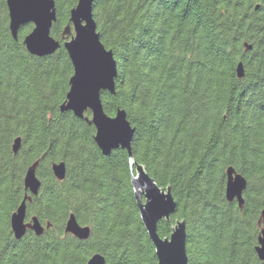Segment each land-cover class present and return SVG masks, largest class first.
Masks as SVG:
<instances>
[{"label": "trees", "instance_id": "1", "mask_svg": "<svg viewBox=\"0 0 264 264\" xmlns=\"http://www.w3.org/2000/svg\"><path fill=\"white\" fill-rule=\"evenodd\" d=\"M54 1L60 46L37 56L22 41L33 24L15 40L0 0V264H86L94 253L104 264H157L128 151L103 154L94 125L60 110L73 74L62 31L77 0ZM93 16L117 67L115 92L101 93L104 111H126L132 160L176 201L158 234L184 219L189 264H264L255 250L264 221V0H95ZM37 159L41 186L26 216L45 229L15 238L10 216L31 194L23 180ZM60 161L62 180L52 171ZM230 166L247 180L242 207L225 195ZM71 213L90 228L86 239L65 231Z\"/></svg>", "mask_w": 264, "mask_h": 264}, {"label": "water", "instance_id": "2", "mask_svg": "<svg viewBox=\"0 0 264 264\" xmlns=\"http://www.w3.org/2000/svg\"><path fill=\"white\" fill-rule=\"evenodd\" d=\"M94 1L77 0L75 6L70 9L69 22L62 31L63 46L72 62L73 74L69 79V90L60 105V110L72 111L75 116L94 125V140L103 154L107 155L118 147L128 151L130 163L135 165L131 184L142 223L155 247L157 264H189L185 220L176 219L168 236L161 237L157 232L158 222L161 219L169 220L170 215L176 210V201L170 185H158L144 165L132 160L131 140L135 128L128 120L126 111L117 108L114 115H108L104 111L101 93L115 92L117 67L112 50L106 48L100 39L93 16ZM6 4L9 12V28L15 40L22 26L33 24L32 29L22 40L31 54L48 55L60 46V41L51 35V27L56 20L54 0H6ZM247 47L250 48L249 45ZM236 71L239 77L243 76L241 62ZM86 111H90V117L84 114ZM19 146L20 138L17 137L12 145L13 151L16 152ZM39 160H35L27 168L23 180L25 191L28 190L31 194L25 193L10 216V226L15 238H21L28 229L38 235L45 229L36 216L30 219L26 216V201H30L31 195H36L41 186L36 174ZM52 171L57 179L62 180L66 174L65 163L63 161L52 163ZM226 174V198L229 201L236 200L242 207L247 180L231 166L227 168ZM262 215L264 216V211ZM65 231L77 238L86 239L90 228L79 224L71 213L66 221ZM255 250L259 259L264 261V221ZM104 262L102 254L94 253L86 264H104Z\"/></svg>", "mask_w": 264, "mask_h": 264}]
</instances>
